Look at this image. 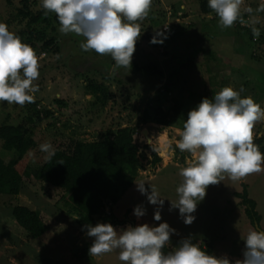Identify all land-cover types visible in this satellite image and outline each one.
<instances>
[{
  "label": "rangeland",
  "instance_id": "374dc122",
  "mask_svg": "<svg viewBox=\"0 0 264 264\" xmlns=\"http://www.w3.org/2000/svg\"><path fill=\"white\" fill-rule=\"evenodd\" d=\"M10 1L0 0V22L6 23L14 33L25 30L26 21L22 16L18 17L21 0ZM30 2V10L34 13L43 9L41 0ZM261 3L264 0H244L241 5L246 21H258L253 26L259 28L260 36L254 39L248 24L239 23L222 30L216 13L203 14L201 0H152L148 17L142 22L137 21L141 23V35L132 61L156 64L163 76L134 73V80L132 77L126 80L121 70L115 69L111 55L81 50L80 45L86 42V38L75 33L62 34L59 25L63 61L49 68L58 57L42 55L40 76L33 81L34 85H39V91L33 94L35 102L20 106L0 101V126L10 116L8 124H24L34 130L35 147L25 156L19 169L24 173L27 166H42L47 161V153L40 151L39 147L43 143H50L55 150L68 149L72 140L99 141L109 130L117 132L119 128L137 126L135 139L143 167L132 187L112 207L116 217L123 222L115 228L119 231L128 226L145 223L158 226L167 222L175 229L167 245L172 250L183 239L191 238L204 251L211 246L217 257L227 256L232 261L243 259L244 239L257 228L239 196L245 189L248 198L256 203L258 230H264V171L238 181L231 180L225 173L223 181L207 187L205 198L198 202L192 214L195 220L188 225L179 209L171 205L179 200L176 189L183 182L180 170L194 157L186 151L176 153L178 148L175 145L195 104L191 94L211 97L226 86L237 91L242 87L241 98L251 96L264 109V12L255 11ZM249 6L253 9L252 14L243 11ZM189 25L192 27L186 29ZM173 27L180 37L169 41L164 33L173 32ZM154 36L163 43H152ZM40 46L41 43H35L32 47L38 56L43 54ZM81 54L84 57H78ZM88 69L100 74L86 71ZM106 73L110 74L106 82L109 100L103 106L95 102L86 87L89 82L103 83V74ZM164 86L169 88L167 93L162 89ZM175 102L183 107L174 127L164 128L153 122L138 124V117L145 109L173 106ZM32 104L37 105L39 112L52 111L53 116L34 125L28 123L27 119L34 115ZM144 130L148 132V138ZM263 135L264 119L254 126L253 142ZM145 144L155 148L162 159L160 163L152 164L153 155L144 148ZM166 144L170 147L165 148ZM1 146L0 141V158L8 162L9 157L3 156ZM259 148H264V142ZM139 183H144L149 193L150 185H154L160 198L164 199L159 209L161 221L154 220L158 206L149 203L147 196L138 190ZM67 202L68 194L60 188L30 180L24 181L18 196H0V264H125L118 258L119 249L99 256L88 254L93 238L88 237L87 231H83L79 224L81 213H69L71 207ZM16 206L28 207L38 214L46 229L41 237L31 238L18 226L12 214ZM137 206L145 210V215L139 218L134 215ZM99 223L108 222L101 220Z\"/></svg>",
  "mask_w": 264,
  "mask_h": 264
},
{
  "label": "clouds",
  "instance_id": "9594fccd",
  "mask_svg": "<svg viewBox=\"0 0 264 264\" xmlns=\"http://www.w3.org/2000/svg\"><path fill=\"white\" fill-rule=\"evenodd\" d=\"M244 0H208V7L219 17V26L230 28L235 22L248 24L254 39L260 36L258 21H246L241 12ZM45 15L56 14L62 34L75 33L86 38L80 47L84 51L94 50L99 55H111L116 67H129L135 45L141 35V23L148 17L152 0H41ZM245 13L253 9L245 7ZM256 12H264L261 3ZM159 35V33H158ZM152 43H163L154 36ZM43 54H41L42 56ZM39 59L36 51L20 36L0 22V101L23 106L35 102L34 93L39 85L33 81L40 76ZM239 91L226 86L213 98H203L190 110L184 121L181 138L176 148L189 152L194 159L180 170L183 182L176 189L179 200L172 204L178 208L185 224H192V215L199 201L206 195L209 185H217L225 179V173L233 181L243 180L254 173L264 171V154L253 142L256 122L264 119V109L251 96L241 98ZM40 151L51 159L55 149L43 143ZM165 148L170 147L166 144ZM151 192L144 183L137 184L138 190L147 196L149 203L157 205L154 220L161 221L160 198L154 185ZM139 218L145 215L141 206L134 209ZM87 236L93 238L88 249L90 256H99L119 249L118 258L125 264H264V230H252L244 239L243 259L230 260L227 256L207 254L199 243L191 238L183 239L179 246L165 253L175 233L167 222L158 226L141 224L117 230L110 223L86 225Z\"/></svg>",
  "mask_w": 264,
  "mask_h": 264
},
{
  "label": "trees",
  "instance_id": "16d2710c",
  "mask_svg": "<svg viewBox=\"0 0 264 264\" xmlns=\"http://www.w3.org/2000/svg\"><path fill=\"white\" fill-rule=\"evenodd\" d=\"M9 2L11 3L10 0ZM21 4L22 8L19 10L18 17L22 16V19L26 21V28L25 30H17L15 34L20 36L23 43H27L32 47L35 43L36 45L41 43L39 49L40 53L43 52L44 57L47 54L51 57L54 55V58L58 57L57 61L49 64V68L56 67L63 61L61 56L64 54L58 31L60 24L56 14L48 12L45 15L46 10L44 9L34 13L30 10V0H21ZM201 11L204 15L215 13L208 7V0H201ZM216 17L219 19L217 15ZM191 25L194 26V24ZM191 25L187 26L186 29L192 27ZM238 25L239 21L235 22L233 27ZM172 29L174 36L173 32L164 33V37L169 41H174L180 37L175 34L176 27ZM239 51H242V49H239ZM81 56L83 54L78 57ZM38 57H40L39 61L44 59L40 55ZM106 65L108 66L109 63H106ZM114 67L116 70H121L126 80L130 77H132L131 80H134V73H139L142 76H145V74L153 77L163 76V73L158 71L159 67L152 63L147 65V63L139 64L131 61L129 67H116L115 63ZM86 71L99 72L94 69ZM103 75V83L89 82L86 90L87 93L95 97L96 103L105 106L109 100L106 82L110 79V74ZM136 83L139 88L140 82ZM162 89L166 93L169 91L167 86ZM148 90L150 89L146 91ZM214 95L210 97L207 94H191V99L195 101L193 109L197 107L203 98L211 99ZM57 102L61 103L60 100H57ZM31 107L34 110V115L29 117L27 122L32 125L53 116V112L50 110L39 112L36 104H32ZM182 107L183 104L175 102L173 106L164 107L160 105L155 109L147 108L139 115L138 124L153 122L164 128L174 127L178 124V119L182 115ZM9 118L10 116H7L6 121L0 126L2 153L3 156L9 157L8 162L0 158V196H18L25 180L45 183L60 188L68 194L67 204L71 207L69 213H81L79 224L83 231H87L86 225L95 226L101 220L112 224L114 227L123 224L114 214L112 207L132 187L143 167L140 161L139 145L135 139L137 126L119 128L117 132L109 130L99 141L74 142L72 140L73 142L68 149L59 148L55 150V155L51 159L47 158L42 166H27L26 171L22 173L19 166L25 156L35 147L34 130L24 124H8ZM263 142L264 135L254 141L259 147ZM144 148L151 151L154 166L162 161L153 146L145 144ZM259 150L264 154V148H259ZM176 153L182 152L176 149ZM239 197L243 200L242 204L246 207L247 215L257 227L259 218L255 212L256 203L248 198L245 189ZM12 214L18 226L22 227L29 237L37 239L46 232L38 214L28 207L16 206ZM209 245H211L210 242ZM204 249L207 254L215 255L211 246ZM171 250L167 245L163 249L165 253Z\"/></svg>",
  "mask_w": 264,
  "mask_h": 264
},
{
  "label": "water",
  "instance_id": "95a60500",
  "mask_svg": "<svg viewBox=\"0 0 264 264\" xmlns=\"http://www.w3.org/2000/svg\"><path fill=\"white\" fill-rule=\"evenodd\" d=\"M143 133H144V134H145V136L148 138V135H147V134H148V132H147L146 130H144V131H143ZM149 142H150V140H149ZM256 228H257V230L259 229V227H258V226H257Z\"/></svg>",
  "mask_w": 264,
  "mask_h": 264
},
{
  "label": "crops",
  "instance_id": "0c3cea01",
  "mask_svg": "<svg viewBox=\"0 0 264 264\" xmlns=\"http://www.w3.org/2000/svg\"><path fill=\"white\" fill-rule=\"evenodd\" d=\"M175 244V242L173 243V245ZM169 247V246H168Z\"/></svg>",
  "mask_w": 264,
  "mask_h": 264
},
{
  "label": "bare ground",
  "instance_id": "6f19581e",
  "mask_svg": "<svg viewBox=\"0 0 264 264\" xmlns=\"http://www.w3.org/2000/svg\"><path fill=\"white\" fill-rule=\"evenodd\" d=\"M148 135V134H147Z\"/></svg>",
  "mask_w": 264,
  "mask_h": 264
}]
</instances>
